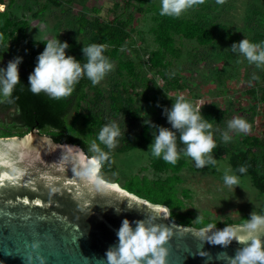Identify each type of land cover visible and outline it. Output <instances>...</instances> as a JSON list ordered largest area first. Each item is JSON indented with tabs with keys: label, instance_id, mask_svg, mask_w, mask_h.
<instances>
[{
	"label": "rangeland",
	"instance_id": "rangeland-1",
	"mask_svg": "<svg viewBox=\"0 0 264 264\" xmlns=\"http://www.w3.org/2000/svg\"><path fill=\"white\" fill-rule=\"evenodd\" d=\"M130 1L124 13L122 0H0V11L9 8L18 19L26 18L29 38L40 40L58 36L72 47H77L78 42L80 46L86 43L83 30L77 29L75 15L84 13L90 18L98 15L110 19L122 13L120 18L125 19L130 13L131 21L127 24L130 37L121 46L117 61H132L131 67L117 70L118 62L112 61L113 69L97 84L101 102H95L91 89L81 101L83 108L92 104L95 113L101 115L102 121L91 129L94 135L113 119L118 121L122 132L126 125L125 135H121L118 146L109 152L113 168L99 171V176L146 199V194L151 195L150 201L167 205L171 218L181 224L203 227L201 220H210L214 226L225 227L226 224L241 223V217L252 211H264V193L255 187L250 175L237 174L230 162L233 153L243 151L253 141L264 139V102L261 100L264 65L257 68L230 50L233 42L244 38L256 43L255 33H261L264 41V0H223V3L204 0L203 4L186 10L181 16L199 15L207 22L212 42L203 46L195 39L175 33V53H167L165 65L155 68L151 67L149 58L158 48L153 29L156 24L154 8H160V0ZM47 2V9L38 12ZM123 88L126 91L122 92L131 98L138 111V118L133 122H127L122 114L111 112L110 92ZM178 95H184L197 109L203 105L201 112L211 119L214 131L222 127V132L227 121L237 116L250 122L251 131L231 133L229 142H223L221 136L214 138L217 146L211 155L217 161L204 168H196L191 158L181 156L176 163L179 164L177 171L155 170L152 166L154 157L145 152L152 137L148 141L141 140L131 149L121 148L133 136L143 137L152 128L147 125L149 120L154 125L170 127L162 112L171 107V99ZM4 118L5 114L0 113V129H11L9 136L20 137L28 133L23 128V134L18 135L17 127L2 124L7 120ZM38 133L51 136L50 132ZM263 152L258 151V154ZM226 170L239 177V186L229 187L223 183ZM171 198L179 200L180 206L172 208Z\"/></svg>",
	"mask_w": 264,
	"mask_h": 264
},
{
	"label": "water",
	"instance_id": "water-1",
	"mask_svg": "<svg viewBox=\"0 0 264 264\" xmlns=\"http://www.w3.org/2000/svg\"><path fill=\"white\" fill-rule=\"evenodd\" d=\"M90 157L35 128L0 136V264H107L125 218L168 230L165 264H232L247 242V222L225 226L237 230L239 242L213 244L208 237L225 227L178 223L167 205L100 177V166L82 175V160Z\"/></svg>",
	"mask_w": 264,
	"mask_h": 264
},
{
	"label": "clouds",
	"instance_id": "clouds-1",
	"mask_svg": "<svg viewBox=\"0 0 264 264\" xmlns=\"http://www.w3.org/2000/svg\"><path fill=\"white\" fill-rule=\"evenodd\" d=\"M203 3L204 0H160L159 15L179 17L186 10ZM217 3H223V0H217ZM41 42L45 47L38 54L35 67L28 76L27 89L33 94L43 92L52 99L68 97L82 78L87 77L96 85L113 69V63L104 55L107 46L103 43L83 45L81 52L86 62L81 63L74 56L67 54L66 50L70 45L67 41L58 39V36L46 37V42ZM8 47L9 44L6 45L7 49ZM230 50L242 55L249 64H255L257 68L264 65V41L254 43L244 38L233 42ZM22 61L23 57L17 56L9 60L6 67H0V97H11L16 86L21 83L19 65ZM171 100V107L164 108L162 112L170 127L157 126L149 120L147 125L155 131L152 132V142L145 152H150L154 158L163 159L172 165H175L181 156L191 158L196 168L215 164L217 160L211 155L217 146L213 124L211 119L202 114L203 105L197 109L184 95H178ZM251 127L247 119L237 116L227 121L222 132L218 129L215 131L219 132L223 142H229L232 140L231 133L247 134ZM125 132L126 125L122 132L115 119L104 124L97 137L89 142L88 150L93 155L81 174L88 176L92 169L98 168L108 160L110 150L118 146L119 138L122 134L125 135ZM105 148L109 151H105ZM237 171L244 174L247 167L242 165ZM222 179L226 186H239V177L234 173L230 174V170L225 171ZM213 227L211 224L207 226L209 230ZM245 228L250 234L249 238L237 249L232 264H264V241L259 235L264 233V215L252 211ZM236 232L235 229L225 227L210 235L208 241L227 245L233 239L238 241ZM169 234L161 225L145 223L143 220L129 221L125 218L116 233L118 243L106 252L107 264H165L167 249L163 245Z\"/></svg>",
	"mask_w": 264,
	"mask_h": 264
},
{
	"label": "trees",
	"instance_id": "trees-1",
	"mask_svg": "<svg viewBox=\"0 0 264 264\" xmlns=\"http://www.w3.org/2000/svg\"><path fill=\"white\" fill-rule=\"evenodd\" d=\"M124 10L130 5V0H122ZM137 2H146L147 0H136ZM49 3L42 4L38 12H44ZM140 8V7H139ZM159 9L155 7L154 12L156 24L154 26V39L158 44V48L153 52L150 60L151 67L164 66L165 55L167 53L174 54L173 34H178L188 39H195L199 45L206 46L212 42V33L208 24L199 15H192L190 17H170L160 16ZM117 14L110 19H102L98 15L88 17L84 13L75 15L78 24V30H83V37L86 39L84 46L91 43L105 44L106 51L104 55L110 61L119 60L120 48L126 40L130 37V31L127 29V24L131 21V14L128 13L125 19H121ZM29 21L26 18H17L15 13L8 9L0 11V67H6L9 60L14 57H23L22 63L19 65V75L21 83L18 84L9 98L0 97V113L5 114L6 121L2 124L10 123V127H17L18 135L35 128L38 132H50L51 137L56 142H67L79 145L84 152L92 156L89 152V142L97 137L91 130L95 124L102 121L101 115L95 113L94 108L90 104L86 109L81 106L87 95L89 89L93 90L94 99L97 104L102 100L101 92L96 85H93L87 77L82 78L79 83L75 85L73 93L64 98L52 99L43 92L36 95L31 93L28 89V76L33 71L36 58L40 52L43 51L45 45L41 41L46 39H31L27 35ZM253 39L256 43L263 41L261 33H255ZM9 44L8 49L6 45ZM77 47L70 46L67 49V54L74 56L81 63L86 62L83 57L81 48L78 42ZM117 70L124 68L129 69L132 61L120 62L117 61ZM121 65V66H118ZM122 90L114 89L110 92L113 114H122L127 122H133L138 117L137 108L132 104L129 96L124 95ZM109 93V92H108ZM163 101L162 97L160 98ZM261 100L264 102V93L261 94ZM219 127V125H218ZM222 130V127H219ZM11 129L8 127H1L0 135L9 136ZM154 129L149 128L145 135H135L121 146L123 150L131 149L133 146L140 144L141 140L148 141L152 137ZM219 132L214 131V138H219ZM98 142V141H97ZM99 143V142H98ZM103 148L104 146L101 145ZM106 151V148L104 149ZM258 151H264V139L253 141L241 152L233 153L230 157L231 165L237 174L240 166H246L248 174L251 176L255 187L264 193V152L260 155ZM153 168L155 170H162L164 168L171 171H177L179 164H169L163 159L154 158ZM113 168L111 161L108 159L100 165V172H104ZM132 191V190H130ZM148 199H152L151 195L146 194ZM163 200V199H162ZM172 208L180 206L181 202L175 198L169 200ZM257 214L264 215V211H257ZM179 216V214H177ZM180 217V216H179ZM249 215L241 217L240 222H247ZM215 225L213 221L201 220V226ZM227 226V224H226Z\"/></svg>",
	"mask_w": 264,
	"mask_h": 264
},
{
	"label": "bare ground",
	"instance_id": "bare-ground-1",
	"mask_svg": "<svg viewBox=\"0 0 264 264\" xmlns=\"http://www.w3.org/2000/svg\"><path fill=\"white\" fill-rule=\"evenodd\" d=\"M89 163H90V160H89V161L82 160V164H83V167H84V168L87 167V166L89 165ZM97 170H98V168H94V169H92V170L90 171V174L95 173V171H97Z\"/></svg>",
	"mask_w": 264,
	"mask_h": 264
},
{
	"label": "snow or ice",
	"instance_id": "snow-or-ice-1",
	"mask_svg": "<svg viewBox=\"0 0 264 264\" xmlns=\"http://www.w3.org/2000/svg\"><path fill=\"white\" fill-rule=\"evenodd\" d=\"M112 187H115V185H113ZM24 203L27 204V203H29V201L25 200ZM33 203L39 204L40 202L39 201H33Z\"/></svg>",
	"mask_w": 264,
	"mask_h": 264
}]
</instances>
